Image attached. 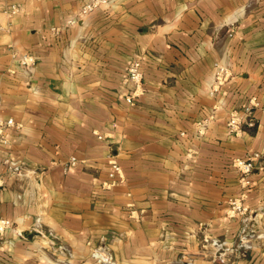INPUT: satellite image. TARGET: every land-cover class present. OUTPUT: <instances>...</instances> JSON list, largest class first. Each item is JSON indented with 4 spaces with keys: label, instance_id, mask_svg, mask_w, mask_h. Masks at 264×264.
I'll use <instances>...</instances> for the list:
<instances>
[{
    "label": "crops",
    "instance_id": "0c3cea01",
    "mask_svg": "<svg viewBox=\"0 0 264 264\" xmlns=\"http://www.w3.org/2000/svg\"><path fill=\"white\" fill-rule=\"evenodd\" d=\"M85 1L0 0V116L18 125L0 141V264H89L94 250L264 264V0H112L80 18ZM134 59L143 89L130 104ZM214 62L232 76L210 94ZM251 98L254 125L228 134ZM249 153L243 220L228 198L244 190L232 161ZM111 157L122 181L107 186ZM251 229L263 236L245 248Z\"/></svg>",
    "mask_w": 264,
    "mask_h": 264
},
{
    "label": "built area",
    "instance_id": "2783aa9c",
    "mask_svg": "<svg viewBox=\"0 0 264 264\" xmlns=\"http://www.w3.org/2000/svg\"><path fill=\"white\" fill-rule=\"evenodd\" d=\"M112 0H86L81 9L78 12V17L82 18L83 16L87 15L97 7L102 4H109ZM19 6L12 5L9 13H15L18 10ZM75 21V18L69 19L67 23H71ZM59 30L58 27H51V31L57 33ZM231 32L229 35H231ZM11 55L17 63L25 68H31L35 62L36 58L31 53H23L20 56L14 51H11ZM232 76V72L230 68L220 62H214L213 64V86L211 87L210 94H213L215 91L218 90L219 86L230 79ZM143 70L140 60L134 59L128 63L127 66V74L126 80L131 83L132 89L126 95V101L130 104H133L135 99L142 93L143 89ZM257 106L255 98H251L249 102L244 105L241 109H231L228 113L226 118V130L227 133L230 135H239L242 132L244 126H253L254 125V116H253V109ZM207 123V119L198 120L196 122V127L198 129V133H203L205 126ZM7 127H18V125L14 122L13 118H3L0 116V141H5L3 137L4 131ZM183 134V132H181ZM101 137V136H99ZM258 157L256 153H249L244 157H235L232 161V165L237 169L239 172V181L244 188L238 196H232L228 198V210L227 216L235 217L240 216L241 219L246 220L249 216L248 208L243 204V198L245 196V189L251 186V180L249 178L253 167L255 166V160ZM76 163V158L74 156H70L68 160L64 161V167L73 166ZM110 164V172L108 173L109 180L104 184L107 186L114 185L118 182L122 181V170L121 166L118 161L111 157L109 160ZM4 185L3 176L0 172V187ZM11 222L7 218L0 217V234H2L7 228H9ZM263 233L259 232L256 233L255 230H250L249 233H245L242 236L240 243L245 248H250L251 245V238L252 237H261ZM204 243H210L216 247L220 246V242L215 238H208L206 236L203 237ZM92 256H95L98 262H104L105 264H114L110 260L107 261L106 255L104 253L99 252L98 250H94L92 252ZM111 259V257H110Z\"/></svg>",
    "mask_w": 264,
    "mask_h": 264
},
{
    "label": "rangeland",
    "instance_id": "374dc122",
    "mask_svg": "<svg viewBox=\"0 0 264 264\" xmlns=\"http://www.w3.org/2000/svg\"><path fill=\"white\" fill-rule=\"evenodd\" d=\"M106 258L107 261L110 260L111 262H114V264H197L193 256H172L169 259H163V256H156L154 261H151V259L149 260L145 257H136L135 259L133 258V260L131 261L110 259V256H106ZM88 260H90L89 264H105L104 262H98L95 256H88ZM60 264L76 263H70V260L68 262L66 260Z\"/></svg>",
    "mask_w": 264,
    "mask_h": 264
}]
</instances>
